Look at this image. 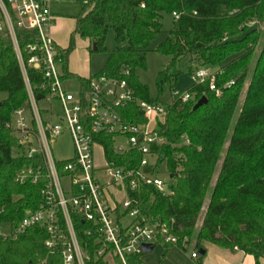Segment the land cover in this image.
Here are the masks:
<instances>
[{"label":"trees","instance_id":"16d2710c","mask_svg":"<svg viewBox=\"0 0 264 264\" xmlns=\"http://www.w3.org/2000/svg\"><path fill=\"white\" fill-rule=\"evenodd\" d=\"M173 13L179 14L178 20L164 42L153 49L171 57L155 80L159 94L166 83L180 76L178 64L182 60L189 62L190 75L199 67L217 68L216 86L221 92L218 96L207 83L196 84L189 90L196 95L194 100L176 101L167 107L162 126L166 142L155 149L163 158L158 166L165 164L172 177L166 193L150 186L138 189L134 197L139 215L165 225L180 239L176 246L182 250L190 245L203 250L200 260L206 253L202 247L206 241L239 249L260 264L264 258V31L259 24L264 22V0H90L75 16L77 24L69 47L62 50L63 78L75 77L69 73L67 62L74 36L79 35L89 39L92 52L95 46L94 52L109 54L103 70L94 75L119 77L124 69H130L128 82L135 94L148 102L158 101L139 81L136 70L147 68L150 44L162 32L163 14ZM253 22L257 25L250 28ZM109 30L116 45L111 52L105 46ZM16 35L22 48L37 42L34 31L18 30ZM30 76H35L34 70ZM231 81L234 84L226 87ZM0 93L6 94L0 100L3 124L26 101L13 44L4 35H0ZM203 96L207 103L194 109ZM127 117L130 121L143 119L133 107L128 108ZM2 124L0 224L15 226L27 212L39 209L42 183L15 181V173L31 162L14 156V138ZM184 138L190 144L184 143ZM96 139L116 166L136 167L139 163L137 153H118L111 135L100 134ZM207 197L208 206L197 228ZM76 226L79 230L85 227L80 222ZM46 237L39 227L30 228L15 241L0 237V264H39L47 257H51L50 264H61L60 254L50 255L45 248ZM96 237L81 235L82 245L92 256L86 264H108L94 258ZM141 256H130L129 263L141 264Z\"/></svg>","mask_w":264,"mask_h":264},{"label":"built area","instance_id":"2783aa9c","mask_svg":"<svg viewBox=\"0 0 264 264\" xmlns=\"http://www.w3.org/2000/svg\"><path fill=\"white\" fill-rule=\"evenodd\" d=\"M50 2L0 0V35L12 41L26 88L25 103L0 125L14 138V156L31 162L15 173V181L42 183L39 209L27 212L15 226L1 224L0 237L15 241L30 228L39 227L47 234L45 248L50 255L60 254L61 264H86L92 259L81 235L97 236L94 258L108 264H130V256L143 254V246L155 242L178 245L180 239L165 225L140 217L134 196L141 186L168 191V181L155 174L163 165L158 166L163 158L155 147L166 142L162 126L167 107L176 101L187 103L196 95L173 89L171 102H148L138 97L128 82L130 69H124L119 77L91 75L86 83L77 81L75 90L67 89L64 81L68 79L63 78L61 68L63 49L51 37L54 17ZM172 16L179 18L177 13ZM24 29L34 31L37 42L22 48L16 32ZM31 70L35 71L33 78ZM218 72L199 67L191 78L194 85L207 83L219 96L215 79ZM233 84L231 81L226 87ZM130 107L140 113L141 121L128 119ZM65 132L71 137L74 156L57 160L54 145ZM100 134L113 137L118 153H137V166L119 167L108 160L104 145L96 139ZM120 138L125 139L126 147L117 144ZM183 142L190 144L188 138ZM95 146L102 148L104 167L95 163ZM126 218L129 222L124 221ZM79 222L85 225L82 230L77 229ZM191 257L196 259L199 253L193 252ZM50 261L47 257L39 264Z\"/></svg>","mask_w":264,"mask_h":264},{"label":"rangeland","instance_id":"374dc122","mask_svg":"<svg viewBox=\"0 0 264 264\" xmlns=\"http://www.w3.org/2000/svg\"><path fill=\"white\" fill-rule=\"evenodd\" d=\"M90 0H64V1H55L54 3L51 4V9L53 13L63 15V16H76L79 13H81L84 4ZM162 32L158 34L157 38L153 40L150 44V51L147 54V60H146V66L147 68L145 70L142 69H137L136 70V75L138 76V79L140 82H142L144 85H146L149 88L150 96L153 97L154 99H158L162 103H169L172 101V91L173 89H176L178 91L181 90H190L194 86V81L191 78V75L188 73V68L190 67V64L186 60H182L178 64V69L181 71L180 76L177 78L176 81H172L169 83H166L163 92L159 94L157 87H156V77L157 74L164 70L167 64L169 63L171 57L166 56V55H161L155 50H153L156 46L159 44L163 43L166 37L169 35L168 33L173 29L175 19H173L171 14H163L162 18ZM257 23L253 22L250 24V28H255ZM260 28L262 31H264V22L260 23ZM75 37V44L74 47L72 48L69 56H68V68L70 71H74V64L78 62H85L84 59L87 60V56L89 57V66L92 70V74H97L101 72L105 66V63L107 61L108 55L105 52L98 53V52H92V46L89 45L88 40L81 38L77 35ZM62 47H69V44L66 43V45H63L60 43ZM105 46L108 52H111L113 49H115V41H114V36H113V31L109 30L107 33V38L105 42ZM66 47V48H67ZM208 69L211 71H216L218 70L217 68H209ZM78 82L75 79H68L64 81V85L67 89L73 91L78 87ZM173 88V89H172ZM244 94V93H243ZM245 95V94H244ZM244 95L241 99V103H243ZM6 96L5 93H0V100ZM117 144H122L123 147H126L127 144L125 142V139L120 138L117 140ZM228 143L225 145L224 150L227 148ZM54 156L55 159H70L74 156V145L72 144V140L70 135L65 132L62 136L59 137L57 140L56 144L54 145ZM94 158L96 160V165L100 167L105 166V160H103V151L100 146H95L94 147ZM222 161L219 162L218 167L220 166ZM160 170L158 171L160 174L159 176L163 178L164 180L168 181L170 174H168L166 170L165 164L161 165L159 168ZM217 174L215 175V178ZM215 181V179H214ZM213 181V182H214ZM214 184V183H213ZM209 197V196H208ZM206 198L205 200V205L203 207L201 216H200V221L198 222V227L201 224V217L204 214L207 206H208V201L209 198ZM124 221L129 222V219L126 218ZM0 226H3L0 224ZM159 245H156L154 248V252L151 254H145L144 255V261L146 264V260H149L148 258H151L152 262H155L156 258L161 255V251L159 249ZM189 250V249H188ZM191 250H189L190 252ZM199 253V252H198Z\"/></svg>","mask_w":264,"mask_h":264},{"label":"crops","instance_id":"0c3cea01","mask_svg":"<svg viewBox=\"0 0 264 264\" xmlns=\"http://www.w3.org/2000/svg\"><path fill=\"white\" fill-rule=\"evenodd\" d=\"M55 1L64 0H51V2L49 3V7ZM51 12L54 17V24L51 29V37L61 49H66L68 45L62 47L60 43L63 45H66V43L70 44L71 33L75 30L77 24L75 16L72 15L69 17L56 13L54 14L52 9ZM86 40H88L89 45H91L89 39L86 38ZM86 58L87 60L84 59L85 62L83 63H75L74 71L72 72L68 68L67 64L69 73H73L75 75L73 79L78 81L77 77L87 79L89 76L94 75L92 74V70L89 66V57L87 56ZM156 245L160 246L159 249L161 251V255L156 258L155 262H152L151 258H148L149 260H146V264H199L200 256L202 254L201 252H203V250L194 249L193 245H190L186 248V251H184L175 245L169 246L164 245L161 242H155V244L151 245V252H144L143 254H141V264H145L144 255L151 254L152 252H154L153 250ZM202 247L204 248L206 253L205 256L200 260L201 264H255V260L252 255H247L239 249L223 248L217 245L215 246L206 241L202 242ZM188 249L191 251L189 252ZM193 252H199V257L196 259L192 258L191 254ZM260 264H264V258L260 260Z\"/></svg>","mask_w":264,"mask_h":264},{"label":"water","instance_id":"95a60500","mask_svg":"<svg viewBox=\"0 0 264 264\" xmlns=\"http://www.w3.org/2000/svg\"><path fill=\"white\" fill-rule=\"evenodd\" d=\"M96 49H95V46H93V51H95ZM38 98H41L40 96H38ZM207 103V97L206 96H203V97H201L196 103H195V105H194V109H197L198 107H200V106H202V105H204V104H206ZM170 177H172V176H170ZM143 252H145V253H149V252H151V246L150 245H144L143 246ZM202 254L204 253V251L203 252H201Z\"/></svg>","mask_w":264,"mask_h":264}]
</instances>
